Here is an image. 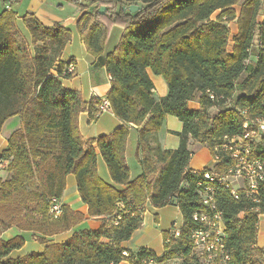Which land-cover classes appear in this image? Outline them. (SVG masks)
<instances>
[{
    "label": "trees",
    "instance_id": "16d2710c",
    "mask_svg": "<svg viewBox=\"0 0 264 264\" xmlns=\"http://www.w3.org/2000/svg\"><path fill=\"white\" fill-rule=\"evenodd\" d=\"M62 1L80 9L78 32L97 60L94 68L105 69L111 77L107 101L125 126L83 140L80 115L89 111L94 120L102 113H91L80 93L63 85V80L75 76V70L68 71L74 61H60L71 31L60 24L46 26L34 14H26L21 22L29 42L13 10L23 0H0V133L13 117L22 124L0 154L1 162H9V176L0 179V264H120L124 260L142 264L147 258H155L156 264H202L192 250L191 234L199 227L193 216L206 212L199 184L215 186V181L204 179L208 169L190 168V143L206 147L214 158L225 136L244 134L243 112L249 120H264V19L259 21L261 15L264 18V0ZM132 5L141 9L134 14L123 11ZM93 6L96 10L90 13ZM102 7L107 9L105 15L98 13ZM235 21L238 34L230 51L229 24ZM114 29L122 33L114 50L106 53ZM148 69L165 79L169 88L165 98L154 97ZM198 95L201 109H188L187 103ZM168 116L183 124L181 132L173 133L180 138L176 150H164L158 139ZM134 127L140 128L137 159L142 174L131 180L126 149ZM96 149L113 184L98 173ZM219 154L220 161L210 172L223 176L234 163L228 154ZM253 155L264 159V138ZM69 176L76 179L89 217L101 225L49 244L47 239L72 231L86 219L66 205L58 218L51 214L52 201L60 202ZM259 193V200H250L243 192L235 199L223 185L217 187L216 201L232 257L229 264H264V249L258 247L264 185ZM148 202L157 209L177 206L183 218L178 237L175 228L164 232L160 257L145 248L135 253L122 246L142 227ZM12 230L21 235L6 239L4 233ZM29 238H36L44 250L12 257ZM125 251L130 258L123 256Z\"/></svg>",
    "mask_w": 264,
    "mask_h": 264
},
{
    "label": "crops",
    "instance_id": "0c3cea01",
    "mask_svg": "<svg viewBox=\"0 0 264 264\" xmlns=\"http://www.w3.org/2000/svg\"><path fill=\"white\" fill-rule=\"evenodd\" d=\"M20 6V5H19ZM65 4L61 3L60 0H23L20 7L13 8L18 14V26L21 30V19L26 14H34L41 22L46 26H53L60 24L65 28L69 29L72 33V37L65 50L60 56V61L69 63L74 61L75 76L72 79L63 80V85L67 89L75 90L80 93L82 100L90 105L91 113L99 110L97 101L107 98L111 87V77L107 74L105 69L94 68V64L97 62L89 51L87 50L80 33L77 29V23L81 16L80 9L69 4V12H65ZM217 14L214 15L216 17ZM264 18L260 22L263 21ZM229 28L230 25H229ZM22 31V30H21ZM114 32V31H113ZM112 32V34H113ZM25 33V34H24ZM24 35L27 36L24 31ZM121 30L116 38L115 45L112 48L106 47V53H110L117 46ZM238 34V30L233 35L235 37ZM112 36V35H111ZM111 39V37H110ZM110 41V40H109ZM108 46V45H107ZM230 48V46H229ZM232 50V47L230 51ZM148 74L154 83V97L157 100L165 98L169 93L168 85L165 79L161 76H156L148 69ZM108 100V99H107ZM187 108L190 110H200L199 95L194 101L187 103ZM21 120L18 117L9 119L3 126L0 133V154L7 148L8 139L15 131L21 128ZM125 126V123L119 120L109 110L103 112L98 118L92 120L89 111L83 112L79 117V129L82 138L85 142L96 139L103 135H109L114 132L117 128ZM183 129V124L175 117L168 116L165 120L164 126L158 134V139L161 147L164 150H176L180 145V138L173 133H179ZM140 128L134 127L131 130L127 149H126V161L131 171V180H135L142 174V167L137 159L138 150V132ZM194 148V149H192ZM207 149L204 146L195 144L193 141L190 143V150L193 152L190 168L196 171H202L204 169H210L215 166V162L212 160V155L208 150V156L203 154L204 150ZM98 155V173L100 177L108 184H113L108 168L101 157L99 150L96 149ZM9 162L0 161V179H6L9 176L7 170ZM62 205L69 206L75 212L82 213L86 219L78 227L72 231L58 235L53 238L47 239L50 243H63L73 236L74 233L83 230L94 231L97 230L101 222L96 218H91L88 215V207L82 202L81 197L77 190L76 179L74 176H69L67 181V188L60 200ZM174 208V214H182L177 206H167L164 208H154L150 202L146 204V211L144 214V222L142 227L137 230L132 239L123 243L122 246L132 252H138L145 248L156 256L160 257L164 253V232L170 231L171 229H181L182 224L179 227L175 226V221H169L167 218V209ZM151 216L150 224L147 223L146 216ZM153 216V217H152ZM153 224V225H152ZM157 228V229H155ZM17 235H21L17 231H8L4 233L6 239H13ZM157 242H160L161 247L157 249ZM44 245L36 240V238H29L26 245L20 251H16L12 254V257H23L31 253H40L44 250ZM258 247L264 249V215L259 217L258 224ZM120 264H127L123 261Z\"/></svg>",
    "mask_w": 264,
    "mask_h": 264
},
{
    "label": "built area",
    "instance_id": "2783aa9c",
    "mask_svg": "<svg viewBox=\"0 0 264 264\" xmlns=\"http://www.w3.org/2000/svg\"><path fill=\"white\" fill-rule=\"evenodd\" d=\"M8 10H11L7 6ZM75 70L74 65H70L69 72ZM99 110L101 113L111 110L107 104V98L101 99ZM242 115L246 118L244 123V134L241 136H225L222 150L216 148L217 154L214 156L216 164L220 161V152L228 154L233 161V167L223 176H218L208 169L204 174V179L215 178V186H202L199 184V196L206 212L194 214V220L199 227L191 234L193 255L202 264H225L232 262V257L227 249V227L220 211L217 201V187L223 185L236 199L240 193L250 200H259L261 186L264 185V159L254 157L255 146L264 138V120H249L247 113ZM51 214L58 218L62 214V204L57 200L52 201ZM121 217H118V220ZM117 220V221H118ZM117 225V222L115 223ZM180 234V229H175V237ZM125 258H130L128 251L123 252ZM127 264H133L129 260H124ZM123 262V261H122ZM142 264H156L155 258H147L141 261ZM164 264V263H163Z\"/></svg>",
    "mask_w": 264,
    "mask_h": 264
},
{
    "label": "rangeland",
    "instance_id": "374dc122",
    "mask_svg": "<svg viewBox=\"0 0 264 264\" xmlns=\"http://www.w3.org/2000/svg\"><path fill=\"white\" fill-rule=\"evenodd\" d=\"M60 2L61 3H63V4H65V12L66 13H68L69 12V4L68 3H65V2H63L62 0H60ZM20 6H21V4H20ZM20 6H18V7H20ZM236 11L238 12V14H239V12H240V7H236ZM262 18H263V16L261 15L260 17H259V21H261L262 20ZM230 25V43H229V46H230V48H229V50L231 49V47L233 46V35L236 33V31L238 30V24H237V21H235V22H232V23H230L229 24ZM21 30H22V32L24 33V31L26 32V34L28 35V38H27V36H26V38H27V40L30 42V35H29V32L27 31V29L25 28V26L22 24L21 25ZM119 31H120V29H114V32H113V34H112V36H111V39H110V41H109V43H108V46H107V49L109 48H112L114 45H115V41H116V38H117V36H118V34H119ZM25 34V33H24ZM256 51H257V40L255 41V44H254V47H253V51H252V57H251V61L252 62H255L256 61V57H255V53H256ZM212 113L213 114H215L216 113V110H213L212 111ZM192 149H194V148H192ZM201 150H204L203 151V154L205 155V156H208V150L207 149H201ZM212 160L214 161V159H213V156H212ZM0 175L2 176L3 175V173L1 172L0 173ZM174 211H176L174 208H169V209H167V218H168V220L169 221H175V226L176 227H179L181 224H182V217H181V215L180 214H178L177 216L174 214ZM153 217V216H152ZM146 220H147V223L148 224H150V220H151V216L149 215H147L146 216ZM153 225V224H152ZM155 229H157V228H155ZM156 246H157V249H158V247H159V251L161 250L160 249V247H161V244H160V242H157V244H156ZM14 257V256H13ZM15 258V257H14ZM171 264H178V262H172Z\"/></svg>",
    "mask_w": 264,
    "mask_h": 264
},
{
    "label": "water",
    "instance_id": "95a60500",
    "mask_svg": "<svg viewBox=\"0 0 264 264\" xmlns=\"http://www.w3.org/2000/svg\"><path fill=\"white\" fill-rule=\"evenodd\" d=\"M140 9H141L140 7H138L136 5H132V6L128 7V8L127 7H124L123 8V11H127L128 10L131 14H134V13L138 12ZM95 10H96V7L93 6V7L90 8L89 12L90 13H93ZM106 12H107L106 7H102L100 9H98V13L100 15H105Z\"/></svg>",
    "mask_w": 264,
    "mask_h": 264
},
{
    "label": "bare ground",
    "instance_id": "6f19581e",
    "mask_svg": "<svg viewBox=\"0 0 264 264\" xmlns=\"http://www.w3.org/2000/svg\"><path fill=\"white\" fill-rule=\"evenodd\" d=\"M107 104H109V102L107 101ZM210 180V182H214L215 179L214 178H208ZM207 186H211V185H207ZM230 262H225V264H229Z\"/></svg>",
    "mask_w": 264,
    "mask_h": 264
}]
</instances>
